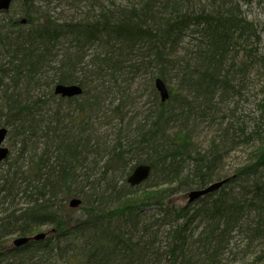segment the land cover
<instances>
[{"label":"trees","instance_id":"1","mask_svg":"<svg viewBox=\"0 0 264 264\" xmlns=\"http://www.w3.org/2000/svg\"><path fill=\"white\" fill-rule=\"evenodd\" d=\"M255 1L14 0L0 13V128L17 146L0 165V264H264V40L243 10ZM141 164L150 178L132 187Z\"/></svg>","mask_w":264,"mask_h":264},{"label":"water","instance_id":"2","mask_svg":"<svg viewBox=\"0 0 264 264\" xmlns=\"http://www.w3.org/2000/svg\"><path fill=\"white\" fill-rule=\"evenodd\" d=\"M14 0H0V13L7 12L11 8V5ZM29 2H35L36 0H27ZM155 88L158 91L161 101L166 102L169 97V89L166 83L161 79L158 78L155 80ZM54 93L57 96H61L62 98H75L80 97L83 93V89L80 85L73 84V85H63L58 84L54 88ZM9 130L7 128H0V163L4 162L8 159L10 155V149L5 147V142L8 136ZM151 174V167L148 165H139L135 168L132 175L128 179V183L130 186L135 187L138 186L145 181H147ZM231 179H224L222 181L215 182L208 187L201 189V190H193L189 192L186 197L188 202L194 203L201 198L212 194L226 185ZM82 204L81 199H72L69 203L70 208L77 209ZM48 236V233H40L34 237H21L16 238L13 241V245L15 247H21L29 243L30 241H44Z\"/></svg>","mask_w":264,"mask_h":264},{"label":"rangeland","instance_id":"3","mask_svg":"<svg viewBox=\"0 0 264 264\" xmlns=\"http://www.w3.org/2000/svg\"><path fill=\"white\" fill-rule=\"evenodd\" d=\"M117 3L121 2V0H116ZM40 5L45 6V2L44 3H40ZM54 5V4H53ZM60 5V4H59ZM243 10L246 12V15L248 17L249 20L254 21V23L258 26V29L260 31L261 34V39L264 40V0L261 1H255L251 6H249L248 8H246L245 6L243 7ZM60 11H63L65 13H67L69 16L71 15V13L73 11H70L67 7V5H60ZM58 11V12H60ZM57 12V13H58ZM264 44V42H263ZM261 75L258 76V78H254V83L256 84L258 82V79L260 80ZM148 75H142L140 77H138L137 84L134 86V89H138L137 93L133 94V97H135V101H134V105L135 107H133L136 110H140L142 108V105H144L147 102V97L143 96V97H138L139 94L143 93L145 95V91L142 87L143 84H145L146 80L148 79ZM170 87H174V83H169ZM255 92H253L252 94H254ZM256 99V98H255ZM250 109V108H249ZM128 110H131L130 108H128ZM132 115V114H131ZM200 134V139H204V138H208L210 136L209 131L206 128V125H202L200 127V130L198 132ZM10 138H8L5 142V147L9 148L11 150V155L13 156V153L15 155L16 153V148H15V144L14 141L12 142L9 141ZM248 152L249 150L246 148L243 149H239L237 151H234L230 158L227 161V164L229 167H235L239 162H241L242 160L246 159L248 156ZM187 194V193H186ZM186 194H181L178 197L175 198L176 203L178 205H187L188 204V199L186 197ZM44 230V229H43ZM46 232V229L44 230ZM11 245L13 246V240L11 241Z\"/></svg>","mask_w":264,"mask_h":264},{"label":"bare ground","instance_id":"4","mask_svg":"<svg viewBox=\"0 0 264 264\" xmlns=\"http://www.w3.org/2000/svg\"><path fill=\"white\" fill-rule=\"evenodd\" d=\"M2 13H3V12H2ZM8 134H9V133H8ZM10 154H11V153H10ZM9 156H10V155H9ZM8 159H9V157H8ZM6 160H7V159H6ZM6 160H5L4 162L0 163V165H1V164H4V163L6 162ZM141 165H147V164H141ZM138 166H139V165H138ZM138 166H137V167H138ZM148 166H149V165H148ZM135 168H136V167H135ZM135 168H134V170H135ZM134 170H133V171H134ZM133 171H132V173H133ZM151 171H152V169H151ZM132 173L128 176V178H127V183H128V179L130 178V176L132 175ZM150 175H151V174H150ZM149 178H150V177H149ZM229 179H230V178H229ZM145 182H146V181H145ZM145 182H144V183H145ZM128 184H129V183H128ZM142 184H143V183H142ZM142 184H140V185H142ZM140 185H138V186H140ZM135 187H137V186H135ZM40 233H47V231L45 232L44 230H42V231H40V232L35 233V234L32 235V236H26V237H34V236H36V235H38V234H40ZM48 237H49V235L47 236V238H48ZM16 238H21V237H17V236L14 237V238H13V241H14ZM47 238H46V239H47ZM46 239H45V240H46Z\"/></svg>","mask_w":264,"mask_h":264}]
</instances>
